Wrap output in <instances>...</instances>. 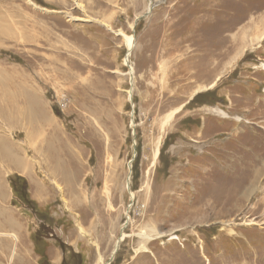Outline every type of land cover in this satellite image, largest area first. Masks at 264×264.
I'll use <instances>...</instances> for the list:
<instances>
[{"label": "rangeland", "instance_id": "1", "mask_svg": "<svg viewBox=\"0 0 264 264\" xmlns=\"http://www.w3.org/2000/svg\"><path fill=\"white\" fill-rule=\"evenodd\" d=\"M9 21L28 39L0 28V71L36 108L0 115L1 154L25 165L0 159V195L34 242L61 264H264V180L231 196L227 177L264 153V0H0ZM76 156L80 200L53 175Z\"/></svg>", "mask_w": 264, "mask_h": 264}, {"label": "crops", "instance_id": "2", "mask_svg": "<svg viewBox=\"0 0 264 264\" xmlns=\"http://www.w3.org/2000/svg\"><path fill=\"white\" fill-rule=\"evenodd\" d=\"M78 160L79 158L77 157L76 160L70 159V161L64 163L66 165L64 174L69 173L70 171L75 174V177L74 174H71L72 178L70 177L71 179H69L70 183L67 180V177L63 178L64 174L61 175L60 173V175L57 176V174L54 173L53 175L55 180H59L60 176L64 181L65 186L70 184L69 187L71 192L67 189L68 194L73 195L76 193L80 200V194H78V187L80 189L78 176L82 172L83 168L81 166L82 164L79 163ZM72 190L74 191L72 192ZM11 200L12 198L8 195V191L3 189V192L0 195V264H42L43 262H45V264H61L64 255L59 252L57 245L53 243L52 239L48 238L45 239L43 244L36 243L37 241L34 239H36L37 236L34 234L32 237L33 228H31L28 221L25 222V217L18 207L11 204ZM81 203L82 202L78 201L75 202L74 204L79 207L76 208L71 206L72 210H74V212L80 211L82 214V220L86 219L83 225H85L84 227L88 231H97L100 222L98 219L99 213L97 208L91 204L87 205L84 209L82 208ZM87 212L91 215L88 216ZM54 231L57 236V229H54ZM63 240L68 241L69 243L72 241L68 238V236Z\"/></svg>", "mask_w": 264, "mask_h": 264}, {"label": "bare ground", "instance_id": "3", "mask_svg": "<svg viewBox=\"0 0 264 264\" xmlns=\"http://www.w3.org/2000/svg\"><path fill=\"white\" fill-rule=\"evenodd\" d=\"M1 19H4V18L1 17ZM21 20H23V19H21ZM4 21H6V20H4ZM6 23L7 22H5V24ZM6 25H5V27H0L1 29H3L2 32L4 34H6V32H7L8 34L12 35L11 38H13V39H17L19 37L21 39H26V40L28 39V36L26 34H25L24 37L22 36V34H24L23 31H22V26L23 25H21L20 21L18 23L17 22H10V24L8 26H6ZM17 36H19V37H17ZM15 37H17V38H15ZM263 37H264V35H263ZM21 39H17L16 42H21L22 41ZM127 43H128V48L130 50L133 47V45H134L133 38L132 37H127ZM50 46L52 47V45H50ZM263 68H264V65H263ZM9 88H12L13 92H10ZM23 89H22V87H20V80H18V76L15 79H11V78L9 79V78L6 77L5 73H2L0 71V92H1V97L4 98L1 101H4V102L6 101V104H8V105L9 104L14 105V107H9V106L6 107L7 109L4 108L3 106H0V115L1 116H6L8 109L13 110L15 108L14 112H17L18 116H20L21 110L27 108V106H28V109H30V110H33V108H36V105H34V104H32L30 102L31 101V97L29 96V94H28V96H29L28 97L27 94H25L22 91ZM19 101L22 103V107H19V103H18ZM41 142L42 143L40 144V147H39V153L41 154V157H44V159H45L44 162L48 166V171H50L49 173L52 174V172H51L52 168H51L50 161H52V158H53L52 155H51V150L53 149V146L51 145L52 149H51V147L49 145L47 147H42V145H43V143L45 141H41ZM6 148L9 149L8 146ZM249 148H250V146H249ZM44 149L46 150V152H45ZM237 149H239V148H237ZM1 151H3V149H0V159L1 158L2 159H7L9 161L12 160L13 164L15 165L13 167H15L17 169H20L24 165V163H23L24 161L23 160H21L17 156L16 157L12 156L13 154L10 155L11 154L10 149L8 150L9 152L6 151V154L5 153L1 154ZM7 153H9V154H7ZM4 154L8 155V157L5 156ZM257 163H260L261 167L260 166L257 167L258 166ZM130 170H131V168H130ZM227 177H228V180H232V185H231L232 187H231V190H230V192H231L230 195L231 196H237L240 193H242L244 190L247 192L249 190L248 187L251 186L256 181V179H258V177L259 178H263V180H264V153H262V155L257 156L253 161L250 162V164H245V163L244 164H242V163L232 164L228 168ZM130 182H131V172L129 171V174L127 176V181H126V186H127L128 190H130ZM130 194L133 197L132 192ZM263 203H264V198H262V200H261V204H263ZM127 218H129V216ZM153 231H154V233L157 232L155 230H153ZM159 236H160V233L157 232L154 236H150V240L153 239L154 237L155 238L156 237L157 238H163V237H161V236L159 237ZM124 237H125V234H122V236L117 240L116 246H115V249H114L115 252L117 251V248L119 247V245L122 242V240L124 239ZM146 237H148V236H146Z\"/></svg>", "mask_w": 264, "mask_h": 264}]
</instances>
